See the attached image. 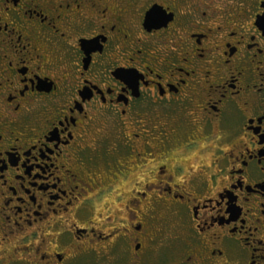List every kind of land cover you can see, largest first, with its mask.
<instances>
[{"label":"flooded vegetation","instance_id":"1","mask_svg":"<svg viewBox=\"0 0 264 264\" xmlns=\"http://www.w3.org/2000/svg\"><path fill=\"white\" fill-rule=\"evenodd\" d=\"M35 239L264 264V0H0V245Z\"/></svg>","mask_w":264,"mask_h":264},{"label":"rangeland","instance_id":"2","mask_svg":"<svg viewBox=\"0 0 264 264\" xmlns=\"http://www.w3.org/2000/svg\"><path fill=\"white\" fill-rule=\"evenodd\" d=\"M30 242V244L29 241L14 242L8 248L5 245H0V264H41L37 260L38 256H35L34 253L25 254L24 246L33 244L34 247L38 240L35 239ZM107 244L101 243L96 246L81 243L73 244L72 248L63 249L67 256L65 264H129V259L124 261L127 255L125 253L126 247L118 246L116 251L115 244ZM11 252L13 254H10ZM76 252L78 253L77 256L72 257V254ZM149 257L144 259L143 264H165L155 258L156 255L154 254Z\"/></svg>","mask_w":264,"mask_h":264}]
</instances>
